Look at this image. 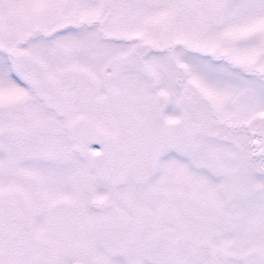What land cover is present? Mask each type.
Returning a JSON list of instances; mask_svg holds the SVG:
<instances>
[{"label": "snow or ice", "instance_id": "obj_1", "mask_svg": "<svg viewBox=\"0 0 264 264\" xmlns=\"http://www.w3.org/2000/svg\"><path fill=\"white\" fill-rule=\"evenodd\" d=\"M0 264H264V0H0Z\"/></svg>", "mask_w": 264, "mask_h": 264}]
</instances>
